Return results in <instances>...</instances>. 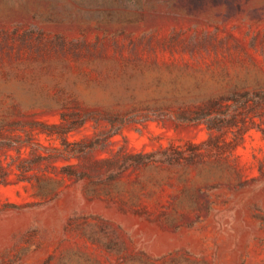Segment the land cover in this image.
Here are the masks:
<instances>
[{"label": "rangeland", "instance_id": "1", "mask_svg": "<svg viewBox=\"0 0 264 264\" xmlns=\"http://www.w3.org/2000/svg\"><path fill=\"white\" fill-rule=\"evenodd\" d=\"M0 264H264V0H0Z\"/></svg>", "mask_w": 264, "mask_h": 264}]
</instances>
